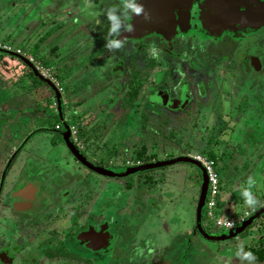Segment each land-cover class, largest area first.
I'll return each instance as SVG.
<instances>
[{
  "label": "flooded vegetation",
  "instance_id": "1",
  "mask_svg": "<svg viewBox=\"0 0 264 264\" xmlns=\"http://www.w3.org/2000/svg\"><path fill=\"white\" fill-rule=\"evenodd\" d=\"M27 1L33 10H39L37 8H39V3L42 0ZM45 1H47L46 5H51L49 8L45 5V9L53 10L54 7L58 10H55L56 15H58L61 9H63L64 12L61 15L59 14L62 17L59 22L50 21L49 15L51 13L48 11H46L45 15L43 14L45 19L36 18L33 20L39 23V25H47L43 35L37 40L41 43L42 39V43L39 46L40 53H43L41 52L42 46L45 48V51L49 49V54H52V52L56 53L57 47L51 46L52 39L56 41V39L60 38L62 30L68 23V19L71 18L73 21L78 22L79 19L76 16L80 15V12L87 10V12L91 14L90 18L95 22V24L91 26L87 36L89 39L95 38L97 40V44L95 45L100 51L103 49L104 53L101 51V53L98 54L109 58V61L106 62V66L105 62L98 63H101L104 67L99 69L100 73H104L103 81H101L103 84L102 88L106 86L108 91L113 85V89L117 91L118 94L123 89L126 91V82L121 83L117 80H113V78L112 80L116 84H111V82H109L111 80L108 79L107 74H105L111 70L115 72L114 74H118V77H121L125 75L124 73L126 70L128 72L127 75L129 74L128 83L137 81V79L141 81L136 95L139 94L142 85L148 81V75H150V93L147 95L145 101L142 103L139 101L137 103L138 107L142 106L138 113V107L136 106L138 100L136 96L130 103L125 102L127 100H125V97L122 99L121 103L117 101L116 109H120V105L122 109H127L125 118L123 115H120V117L116 119V122L121 123L120 125L123 127L126 134L123 136V140H120V143L118 142L120 146L118 143L105 146V140L99 141L102 139V132L95 134L97 130L90 129L92 126L95 127L94 125L100 128V124L95 123L94 125H90L89 130H87L89 134L86 132L82 133L80 130L83 127L78 124V117L74 115V112L73 116L75 117L76 123H66L64 111L61 110L60 96L59 100H57L56 97V94L60 93L58 90L59 87L57 86L60 83L58 73L52 72L49 69V75L45 77L36 69L35 64H45V62L48 61L39 54L35 56L29 50L32 44H27L26 41L25 46H22V48L19 46L21 48V53H17L13 50H0V53L2 52L9 56L16 55L21 58L20 60L22 63L32 72L30 76L28 74L29 72L23 69L26 75L24 74L21 78L24 77L27 82L17 87L18 91L16 92L18 95L22 96L26 94L28 89H32L33 91L37 90L36 82L40 80V78L35 75L33 68L42 76L45 82L53 86L55 89V94H51L53 104L47 105L45 102L44 104L49 107L53 116H57L63 121V124L67 126L68 130L70 126L76 129V138L78 139L79 145L72 140L70 130L68 137L69 141L73 143L77 154L84 160L83 162L80 161L73 154L70 147L67 146L63 136L65 127L63 128L60 122H57L54 125L56 130L53 129L54 134H58L60 138L62 137L69 153L74 156L76 163H81L89 171L103 175V177L109 180H113L114 178L118 180V186H114L116 182L111 184L110 181H108L107 184H103L101 187V194L97 196L94 195V189H91L92 181H88L87 178L82 175V178L75 177L76 170L73 178L63 180L57 178V171L51 169V167L56 166V164L59 166V162L52 152L55 146H51V149L48 150L47 153H45L43 148L37 143L30 147L26 146L28 141L32 138V135L42 130L38 123H36L33 128H27L28 119L39 117L40 115L38 113L42 110L41 107L40 110H32V113H25L24 108L23 116H26L22 119V122L14 119L15 121L6 124L7 132L4 130L6 125L4 124L5 122H3V135H5V133L9 135L7 136L5 144H2L3 141H1V139L3 136H0V264H236L232 263L231 259L229 263L227 258L221 259L220 257H215L216 253H210L209 250H206L205 243L201 242L198 237H202V239H206L207 241L215 240L205 238L204 235L199 232L196 222L189 234H187L188 232H182L181 234L179 231L175 232L174 229L172 230V224H183V219L180 220L178 218V220H176V214H170L166 206L162 203V201H170L167 185L171 180L166 176L167 173L164 172L158 177L152 176L151 174L147 175V173H144L141 178L127 177L128 175L122 176L121 173L116 170L112 171V169L108 168L100 155L109 152L110 157L108 162L113 166H119L115 160H113L117 157L119 159L123 158L124 164L126 159L139 162L135 165L126 166V169L162 161L160 158H151L149 160L136 159V152L139 151V146L141 145L140 141L143 139L142 134H144V138L146 139L145 133H147V131L142 130L143 125L146 130H148V126L156 121L160 120L164 123L176 118H181L182 116H185V120H201L205 115L206 105H209V101L205 99L204 93L211 84H213V86H220L221 88L213 103H218V101L220 102L223 98V101H227L226 103L229 102L228 105L231 106L230 96L232 92L228 91V87L225 88L224 84L229 82L232 85L241 86L242 83H240V80L243 79L242 77L240 78L241 75L234 67L231 69L230 66H228V63L230 64V62L227 61L229 46L223 48V52L221 50L214 51V49H212L216 44L220 46L221 43L224 42V39H227L226 42L230 41L236 44V48L233 52L235 58H237L241 64L244 74L253 73L256 77H260V80L248 83V85L256 91H258V89H263L264 57L262 54L258 55L248 52L245 43L247 44V41L250 42L253 34L263 31L264 25L257 28L246 27L234 30L226 29L223 30L220 35L209 34L204 30V24L199 19V16L205 12V7L203 6L204 0H195L192 2L190 8L189 27L187 26L186 30L182 31L177 25L175 27V32L171 36H168V38L166 37L167 34L160 30H153L152 32L139 35L138 37H123L122 34L127 30L126 24L129 21L127 16L132 0H94L93 2L91 0H71L67 6L64 5L62 8L61 3L65 0ZM66 7H70L69 10H67ZM65 12H69L71 14L70 17L65 15ZM82 22L85 24L84 20H82ZM72 25L74 26V24ZM52 28L53 32L59 35L55 36V38L53 35V38L50 39L49 37L52 32L50 29ZM149 35H156V38L152 37L144 40V37ZM188 36H191L192 40H216L213 41L215 44L211 48H207L203 45H207V42H202V45L199 44L197 46L188 45L187 41L184 40V37ZM166 38L168 41L164 40ZM173 38H176V41L172 40ZM119 39L131 40L134 44L126 43L128 42L127 40L125 42L123 40L119 41ZM113 41L122 43H119V47H116ZM108 47H111L113 52L116 51V58L111 55L112 53L109 55L105 54ZM147 47L153 48V51L146 52ZM220 54H223L222 56L224 58H222ZM30 57L32 60L29 59ZM95 61L94 59L88 60L83 68L86 70L91 69L93 66L97 65ZM222 62H225L224 66L220 65ZM205 63L209 64V66L207 65L208 68L204 66ZM29 64H31L33 68L30 67ZM219 67H225V69L230 72L232 80L226 76L225 72L221 73V71L218 70ZM188 68H190V70L186 72ZM148 72L152 73L149 74ZM253 74L251 75L254 76ZM212 75L214 76L213 78H211ZM233 78H235V81ZM29 79H31V81H29ZM92 79V81L98 82L99 77ZM200 81L204 83L200 84ZM16 83H19V81L16 80L14 84ZM94 85L95 84H90V86ZM4 89L2 94H0V100L3 101L7 100L4 99V93L7 88L5 87ZM156 94L165 97V99L162 98L163 100H161V98H156V100L151 101L152 96ZM228 94H230V96H228ZM27 99L29 98L27 97ZM242 102L243 101H240L239 104ZM23 105H25V103ZM31 105L34 106V104ZM131 107L132 112L129 114L128 110L130 111ZM156 107L163 108L166 112L160 111L158 113L154 110ZM103 110L104 109H101V111ZM256 112H260L264 120V110H260L258 107L256 108ZM101 116L103 119L105 116L109 120L110 117L114 115L103 111ZM155 116L161 117V119ZM30 120L36 122L34 119ZM134 125L135 128L133 127ZM13 127H19L23 135L19 137L17 132L13 131ZM132 127L133 130H131ZM49 130H52V128ZM131 132H137L138 137L141 136L138 141L139 146L136 148L130 147L129 157H124L123 154H127L129 150L127 146L123 149V142L131 137L133 140ZM91 134H93L96 139H94ZM86 137H88L87 140ZM81 139H83L84 143L90 142V145L86 147L83 146L82 148L80 146ZM108 148H110V150H108ZM155 150L152 145L151 148L148 146V154ZM187 153L190 152L186 151L182 156ZM46 156H52V159H46ZM169 159L171 158L163 159V161ZM92 167H95L96 170ZM153 168L149 169L151 170ZM149 169L139 172L150 171ZM49 170L55 177L50 176L49 179L44 177L45 172ZM101 170L104 172L102 173ZM47 184H51V187L48 185L45 190ZM156 184L158 186L161 185L160 191L162 192L161 195L164 200L160 195L157 196L155 193L153 187H155ZM200 188L198 199L201 191ZM234 191L235 190L230 191L231 193L228 198H226V196H220L218 204L220 206L225 205L229 198H232L231 196ZM206 196L207 189L205 198ZM152 215H154L153 224H146L147 218L150 221ZM162 216L166 218L161 219ZM159 218L161 221L157 224ZM254 220L255 219L252 221ZM179 225H177V228H179ZM201 226L207 235L218 236L227 233V231L226 233H223L225 231H212L207 225L204 226L202 221ZM142 228H144L143 232L141 231ZM157 230H159L158 233ZM239 235L240 232L237 236ZM193 236L197 237L194 238ZM237 236L235 237L237 238ZM226 239L230 238L216 240V242L218 243ZM244 248L245 247L242 246L237 247L238 250L236 249V251L232 252L234 257L239 258L238 255H243L240 259L244 261L247 260V258L244 257V253H247V251H245ZM253 249L257 252L259 251V248ZM194 250L201 254V258L197 263L191 256ZM234 261L235 260H233V262ZM258 262L259 264H264V260H258Z\"/></svg>",
  "mask_w": 264,
  "mask_h": 264
},
{
  "label": "rangeland",
  "instance_id": "2",
  "mask_svg": "<svg viewBox=\"0 0 264 264\" xmlns=\"http://www.w3.org/2000/svg\"><path fill=\"white\" fill-rule=\"evenodd\" d=\"M69 1L71 2V0L63 1L61 3V8L64 7V5L67 6L68 3H70ZM91 1L93 2L94 0ZM28 3L29 2L27 0H0V43L10 44L12 48L14 47V50L17 48L21 49V46L26 45V41L27 44L37 42V40L43 35L47 25H39V23L33 20L36 18L45 19L44 15L46 11H48L51 13L49 15L50 21L59 22L62 18L60 15L64 12V10L61 9L58 13V15H60L58 16L56 15V11L58 10L54 7L53 10L45 9V5L47 4V1L45 0H42L39 3V8H37L39 10H33ZM46 6L47 8L51 7L50 4ZM66 8L69 10L70 7ZM65 15L70 17L71 14L69 12H65ZM90 15L91 14L87 12V10H84L80 12V15L76 16L79 19H77L78 22L73 21L71 18L68 19V23L62 30L60 38L56 39V41L53 39L51 41V46L57 47V51L55 50L56 53L51 50L52 54H49V49L45 51V48L43 46L41 47V52L43 53L39 52L38 54L45 58L50 65L49 63L43 64L47 68H43L42 66H40V68L45 72L47 69H50L52 72L54 71L58 73L60 83L57 86L59 87L58 90L60 92L61 110L64 111L63 113L66 123H76L75 117L73 116L74 112V115L78 117V124L83 127L80 130L82 133L86 132L89 134L87 130H89L90 125H94L95 123L100 124L101 126L100 128L97 127L95 134L102 132V134L100 133L102 139L99 141L105 140V146H110L112 144H117L118 142L120 143V140H123V136L126 134L123 127L120 125L121 123L116 122V119L119 118L120 115H123L124 118L127 115V109H122L121 105L120 109H116L117 101L118 103H121L126 94L125 89L121 92L119 91L120 93L118 94V92L113 89V85L108 91L105 85V87L102 88L103 84L101 81H103L102 79L104 78V73H100L99 69L104 67L101 63H98L105 62L106 66V62L109 61V58L98 54L101 53V51L104 53L103 49L100 51V49H98L95 45L97 44V40L95 38L89 39L87 36L91 26L95 24V22H93L90 18ZM81 19L84 20L85 24H83ZM28 24L29 26L27 27ZM72 24H74V26ZM50 31H52L49 37L50 39L53 38V35L54 38L59 35L58 33L53 32V28L50 29ZM155 36L156 35L146 36L144 37V40L152 37L156 38ZM166 37L168 38V36ZM167 38L164 40L168 41ZM122 40L123 39H119V41ZM126 40L127 39L123 41L125 42ZM172 40L176 41V38H173ZM184 40L187 41L188 45L193 46H197L202 42H207V45H203L207 48H211L215 44L213 41L216 39L192 40V37L188 36L184 37ZM226 40L227 39H224V42H222L220 46L216 44L212 49H214V51L221 50L223 52V48L229 46L227 61H229L230 64L228 63V66H230L231 69L234 67V69L241 75H239L240 78L242 77L243 79L240 80V83H242L241 86H235L229 82L224 84L225 88L228 87L227 90L232 92L231 96L228 94V96H230L231 106L228 105L229 102L226 103L227 101H223V98L220 102L218 101V103H213L221 88L220 86H213V84H211L208 90L204 93L206 97L205 99L211 104L208 102L209 105H206L207 108L205 109V115L201 120H185V116L176 118L178 120L173 119L172 121H169L174 126H172L173 128L171 127L172 129L170 128L171 130L166 129L167 126L162 128V122L160 120L156 121L152 125L150 124L148 126L147 133H145L146 139L144 141L146 142V145L151 148L153 136H156L154 140L156 145L154 147L155 149H158L157 154L161 160L169 157L170 150L173 152L172 154L174 157L182 156V154L186 151L195 154L200 153L206 156H208V152H213L216 155V163L220 170L219 173L215 165L220 183L222 182V190L224 189L223 195L226 194V198H228L230 194L229 191L235 190L229 209H227V207H218L221 212L228 210L229 213H232L236 211L243 212L254 207L246 205V197L244 195L245 192H248L253 196L256 200V204L260 199L264 198V124L261 123L264 120L260 115V112H256V108L258 107L260 110H264V88L256 91L248 85V83L260 80V77H256L253 73L251 74L254 76L250 73L244 74L242 66L237 58H235L233 52L236 48V44H233V42L230 41L226 42ZM127 41L128 42L126 43L134 44L131 40ZM242 42L245 43L244 41ZM119 43L121 44L122 42ZM245 45L247 46L248 52L256 53L258 55L262 54L264 57V30L253 34L250 42L247 41V44L245 43ZM17 46H20L21 48ZM0 47H2L1 44ZM147 51L152 52L153 48L147 47L146 52ZM0 54V94H2V91L5 90V87L7 88L4 93V99L7 100H0V136H3L1 139V141H3L2 144L6 143L7 136L9 135L7 133L3 135V122H5V125L10 124L11 121L15 120L22 122V119L26 116L25 114V116H23L24 108L25 113H32V110H40L41 107L42 110L38 113L40 115L39 117H29L30 119H34L36 122H32V120L28 119L27 128H33V126L38 123L42 130L33 134L26 146L30 147L37 143L41 148H43L45 153L51 149V146H55L52 152L56 156L59 166L56 164V166L51 167V169L57 171V178L62 180L73 178L76 170V174L74 175L75 177H81L82 175L86 177L88 181H92L91 189H94V195L97 196L101 194L102 185L107 184L108 181H110L111 184L116 182L114 186H118L117 179L114 178L115 180H109L108 178L103 177V175L89 171L81 163H76L74 156L69 153L62 137L60 138L58 134H54L53 129H55V123L60 122L63 128L65 125L59 117L51 114L49 107L47 106L53 104L51 98V94H55L53 86L42 79L38 81L36 80L37 90L33 91L32 89H28L26 94L22 96L18 95L16 92L18 91L17 87H19V85L22 86L25 82H27L24 77L21 78L24 74L26 75L23 70L25 64L22 63L20 60L21 58L16 55L9 56L2 52ZM105 54H111L114 58L117 57L116 51L113 52L111 47H108ZM222 55L223 54H220V56L224 58ZM91 59L96 60L95 64L97 65L86 70L83 68L85 67L84 64ZM207 65L209 66V64H204L206 68H208ZM220 65L224 66L225 62H222ZM189 70L190 68H188L186 72H189ZM218 70L221 71V73L225 72L226 76L232 80L230 72L225 69V67H219ZM114 73L115 72L111 70L105 73L107 74V78L111 80L109 81L111 84H116L113 80H117L121 83L126 82L127 85L129 74L127 75L128 72L126 70L124 73L125 75L121 77H118V74ZM148 73L150 74L152 72ZM148 76V81L142 85L139 94L136 95V99L138 100L137 102L135 101L137 107V103L139 101L140 103L145 101L147 95L150 93L149 84L151 82V76ZM95 77H99L98 82L92 81V78ZM213 77L214 76L212 75L211 78ZM234 79L235 78H233V80ZM16 80L19 81V83L14 84ZM29 81H31V79H29ZM201 83L204 82L200 81V84ZM90 84L95 85L90 86ZM7 90H10L11 92ZM27 97L29 99H27ZM156 98H161V100H163L162 98L165 99V97L156 94L155 96H152L151 101L156 100ZM240 101L243 102L239 104ZM44 102L47 105L44 104ZM24 103L25 105H23ZM31 104H34V106ZM141 108L142 106L137 108V113ZM101 109H104L103 111L105 113L109 112L114 116H111L109 120L104 116L103 119L101 116L103 111H101ZM154 110L158 113L160 111H163L164 113L166 112L163 108L159 107L154 108ZM131 112L132 107L130 111L128 110L129 114ZM156 118L161 119V117ZM94 126L96 127V125ZM133 127L135 128V125ZM133 127L131 130H133ZM50 128H52V130H49ZM4 130L7 132V125ZM13 131H16L19 137L23 135L21 132L22 130L19 127H13ZM160 131H162V133ZM165 132L167 136H160ZM131 133L133 140L132 137L130 139H126L123 142V149L126 146L128 147V150L130 147L136 148L139 146L138 141L141 136L138 137L137 132ZM91 136L96 139L93 134H91ZM81 140L80 146L82 148L83 146L86 147L90 145V142L84 143L83 139ZM119 143L118 145L120 146ZM108 150H110V148H108ZM129 154L130 150L127 154L123 155L124 157H129ZM100 157L102 158L104 164L107 165L108 168L112 169V171L116 170L117 172L122 173L126 170V165L123 163V158L121 156L119 157L122 159H119L118 157L113 159L119 166L109 164V152L100 155ZM46 159H52V156H46ZM50 170L46 171L44 174V177L47 179H49L50 176L55 177ZM164 172L167 173L166 176L171 180V182L169 181L167 185L170 201H162V203L166 206V209L170 214H176V220H178V218L180 220L183 219V224H172V230L174 229L175 232L179 231L181 234L182 232H188L187 234H189L196 222L198 193L200 185L203 182V172L201 168H199L195 163L184 161L164 167L153 168L150 171L138 172L128 175L127 177L141 178L144 173L158 177ZM48 185L51 187V184H47L45 190ZM160 186L156 184L153 188L155 189L157 196L160 195L163 199ZM204 208L203 204L201 207L202 216L204 214ZM216 210L217 209H215V211ZM153 216L154 215H152L150 221L147 218L146 224H153ZM202 216L201 221L204 226L207 225L212 231L217 230L213 226L212 221ZM165 218V216L161 217V219ZM161 219L159 218L157 220V224L160 223ZM177 225H179V228H177ZM159 230H157V233ZM141 231L143 232L144 228H142ZM223 233H226V231ZM193 237L196 238L197 236ZM198 239L205 243L206 250H209L210 253H216L215 257H220L221 259L227 258L229 263L231 259V262L236 264H259L258 258L247 259L244 261L243 259H240L243 255H238L239 258H236L232 252L236 251L239 246L245 248H259V251L264 252V211H262L250 225L241 230L240 235L237 236V238L234 237L226 239L218 243L216 241H207L206 239H202V237H198ZM191 256L196 263L199 262L201 258V254L195 250ZM233 260L235 261L233 262Z\"/></svg>",
  "mask_w": 264,
  "mask_h": 264
},
{
  "label": "water",
  "instance_id": "3",
  "mask_svg": "<svg viewBox=\"0 0 264 264\" xmlns=\"http://www.w3.org/2000/svg\"><path fill=\"white\" fill-rule=\"evenodd\" d=\"M195 0H132L129 7L126 24V31L122 34L129 37H138L139 35L147 34L153 30L164 31L167 36H171L175 32V27L178 25L180 29L186 30L189 27L190 8ZM205 12L199 16V19L204 24V30L209 34L220 35L223 30L237 29L246 27H260L264 25V0H204L203 3ZM0 50H2L0 48ZM28 63L27 61H25ZM32 67L31 64H29ZM33 68V67H32ZM33 72L40 79L42 76L33 68ZM45 81L44 79H42ZM59 100V94H56ZM175 103L173 101H169ZM69 130L65 126L63 136L68 147L73 154L80 160L84 161L77 154L73 143L69 141ZM189 161L195 163L203 172V182L201 183V191L196 208V226L201 234L209 240H222L225 238L235 237L241 230L252 222L259 214L264 211L262 207L247 221L239 227L229 230L224 235H207L201 227V207L204 204V198L207 187V174L204 168L186 155L173 157L165 161H156L146 165L130 167L121 173L122 176L130 175L135 172L146 170L153 167H160L177 162ZM88 164V163H87ZM90 165V164H89ZM91 166V165H90ZM93 168V167H92ZM96 170V168H93ZM103 173L104 171L101 170Z\"/></svg>",
  "mask_w": 264,
  "mask_h": 264
},
{
  "label": "built area",
  "instance_id": "4",
  "mask_svg": "<svg viewBox=\"0 0 264 264\" xmlns=\"http://www.w3.org/2000/svg\"><path fill=\"white\" fill-rule=\"evenodd\" d=\"M0 44L2 46L0 48L4 51L13 50L17 53H21V49L17 48L14 50L13 49L14 47L12 48V46L10 44H2V43H0ZM29 59L32 60L31 57ZM40 66H42L43 68H47L41 63L35 64L36 69L39 70V72L42 75H44L45 77H48L49 69H47V71L45 72L44 70H42L40 68ZM69 130H70V135L72 137V140L77 145H79L78 139L76 138V129L73 126H70ZM186 156L191 157L192 159H194L195 161L200 163V165L204 168V170L207 174L208 182H207V196L205 198V204H204V207H205L204 208V216H205V218H207L213 222V226L217 230L232 229V228L236 227L237 225L246 221V219L252 215V213L255 210V208H253V207L249 210L239 212V213H235L232 215L227 214V212H221V211L218 214L215 211V209L218 208V201L220 199V194H221V183H220L219 175L215 169L214 160L211 159L210 157L203 155V154H200V153H196V154L195 153H187ZM137 163H139V162L130 161L129 159H126V161H125L126 166L135 165ZM263 205H264V198H262L259 201V204L256 207L263 206Z\"/></svg>",
  "mask_w": 264,
  "mask_h": 264
},
{
  "label": "trees",
  "instance_id": "5",
  "mask_svg": "<svg viewBox=\"0 0 264 264\" xmlns=\"http://www.w3.org/2000/svg\"><path fill=\"white\" fill-rule=\"evenodd\" d=\"M41 43H42V39H41ZM40 41H37V42H35V43H33L30 47H29V50L35 55V56H37L38 55V52H39V46H40ZM17 47H19V46H17ZM22 47V46H21ZM45 64H48V62H45ZM24 70H26V71H28L29 73V75L31 76L32 75V72L28 69V67L26 66V65H24ZM140 84H141V81L140 80H138L137 79V81H134V82H130V83H127V85H126V91H125V102H127V103H130V101L136 96V94H137V90H138V88H139V86H140ZM170 121H172V120H170ZM166 123V124H165ZM165 123H163L162 122V128L165 126H167L166 127V129H170L173 125H172V123H170L169 121L168 122H165ZM170 123V124H169ZM262 124H264V122H261ZM174 127V126H173ZM172 127V128H173ZM99 128V127H98ZM171 128V129H172ZM91 130L92 129H97V125H96V127H91L90 128ZM170 129V130H171ZM142 130L143 131H147L146 130V128L144 127V125H143V127H142ZM161 133H162V131H160ZM167 132V131H166ZM166 132L164 133V134H161L160 136H165L166 135ZM167 136V135H166ZM155 135L153 136V143H152V146H153V149L155 150V145H156V142L154 141L155 140ZM87 138L88 137H86V140H87ZM142 140L140 141V143H141V145L139 146L140 148H139V151L138 152H136V159H141V160H149V159H151V158H159L158 157V154H157V151H158V149L156 148V150L155 151H153L152 153H150V154H148V145H146V143L144 142V140H145V138H144V134H142ZM166 139H168V138H166ZM173 152H171V150H170V155H169V157L168 158H173L174 157V155L172 154ZM208 157H210L211 159H213L214 160V162H215V165H216V167H217V170H218V172L220 173V170H219V168H218V166H217V163H216V160H217V158H216V155L213 153V152H208ZM226 191V190H225ZM221 210H220V208H217V210H216V212L219 214V212H220ZM244 250L245 251H247V253L248 252H250V253H252V255H253V258H258V260H264V252L263 251H256L255 249H253V248H244Z\"/></svg>",
  "mask_w": 264,
  "mask_h": 264
},
{
  "label": "clouds",
  "instance_id": "6",
  "mask_svg": "<svg viewBox=\"0 0 264 264\" xmlns=\"http://www.w3.org/2000/svg\"><path fill=\"white\" fill-rule=\"evenodd\" d=\"M113 44L116 46V47H119V44H118V42H115V41H113ZM221 185H222V182H221ZM230 192V191H229ZM223 193H224V189L222 190V186H221V194H220V196H227L226 194H224L223 195ZM226 193V192H225ZM231 193V192H230ZM244 195H245V197H246V199H245V203H246V205L247 206H254L253 208H255V210H254V212L252 213V215L251 216H253L257 211H259L262 207H264V205L263 206H259V207H256L258 204H259V201L261 200H259L258 201V203L256 204V200L253 198V196L250 194V193H248V192H245L244 193ZM231 197H233V195L231 196ZM231 200H233L232 198L230 199L229 198V200H228V202L227 203H225V205H223V206H220L219 204H218V206H220L221 208H223V207H227V209H229V207H230V204H229V202L231 201ZM256 204V205H255ZM219 208V207H218ZM225 211H228V210H225ZM225 211H223V212H225ZM238 212H240V211H236V212H232V213H230L231 215L232 214H235V213H238ZM203 216H204V214H203ZM250 216V217H251ZM205 217V216H204ZM250 217H248L247 219H246V221L250 218ZM245 222V221H244ZM243 222V223H244ZM249 224H251V223H249ZM240 225H242V223L241 224H239V225H237L236 227H234V228H232V229H235V228H237V227H239ZM232 229H221V230H216V231H229V230H232ZM237 236V235H236ZM234 238V237H233ZM244 257L245 258H247V259H252L253 258V255H252V253H250V252H248V253H244Z\"/></svg>",
  "mask_w": 264,
  "mask_h": 264
},
{
  "label": "crops",
  "instance_id": "7",
  "mask_svg": "<svg viewBox=\"0 0 264 264\" xmlns=\"http://www.w3.org/2000/svg\"><path fill=\"white\" fill-rule=\"evenodd\" d=\"M231 202V201H230ZM229 202V204L231 205V203ZM227 214H230L229 211L227 212Z\"/></svg>",
  "mask_w": 264,
  "mask_h": 264
}]
</instances>
